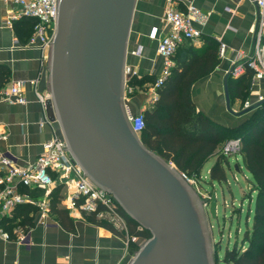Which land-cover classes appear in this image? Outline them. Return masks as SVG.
Masks as SVG:
<instances>
[{
	"label": "water",
	"instance_id": "95a60500",
	"mask_svg": "<svg viewBox=\"0 0 264 264\" xmlns=\"http://www.w3.org/2000/svg\"><path fill=\"white\" fill-rule=\"evenodd\" d=\"M135 0H56L47 51L45 112L83 174L110 193L149 232L127 264H213L210 233L196 191L172 162L133 131L123 97V69ZM223 80L228 111L227 78ZM25 90L35 92L30 80ZM48 125V124H47ZM48 136L46 139H48ZM45 139V140H46ZM236 167V165H235ZM207 211L216 216L212 192Z\"/></svg>",
	"mask_w": 264,
	"mask_h": 264
},
{
	"label": "crops",
	"instance_id": "0c3cea01",
	"mask_svg": "<svg viewBox=\"0 0 264 264\" xmlns=\"http://www.w3.org/2000/svg\"><path fill=\"white\" fill-rule=\"evenodd\" d=\"M173 1L181 9L187 1L192 2L205 15V22L199 25V39L178 43L172 56V67L188 43L199 49L208 44L215 47L216 63L192 81L190 95L196 110L211 121L222 126H236L245 118L243 114L236 115L227 110L223 80L236 57L252 49L255 4L252 0ZM164 6L165 0H135L126 52V62L135 70V76L154 80L162 70L163 59L156 51L157 42L150 40L147 33L151 26L158 27L159 35L167 31L163 21ZM220 42L225 44L222 55L218 52ZM23 43L16 35L14 22L12 26L6 23L5 6L0 0V64L9 71V79L0 87L8 86L13 80L36 76V89L46 90L47 50L42 51L34 45L23 46ZM137 44L143 46L140 56L131 54ZM258 94L264 98V79L252 86L247 99L254 102ZM24 97L25 103L22 104L0 102V130L6 133V138L0 140V151L11 156L19 166L30 165L41 151V143L51 135L50 126L40 124L43 116L41 104L30 90H24ZM153 101L143 94L124 99L133 113ZM238 101V98L229 96V107L233 112H237ZM215 158L216 155H211L204 165H212ZM25 215L30 222H23ZM12 216L15 224L27 232L18 241L13 226L2 227L9 238L0 235V264H127L139 246L135 240L139 236L133 234V231L140 230L138 226L128 224L129 236L134 239L126 243V237L108 223L90 214L82 215L67 209L58 201L49 213L46 226L37 222L38 215L32 205L15 206Z\"/></svg>",
	"mask_w": 264,
	"mask_h": 264
},
{
	"label": "built area",
	"instance_id": "2783aa9c",
	"mask_svg": "<svg viewBox=\"0 0 264 264\" xmlns=\"http://www.w3.org/2000/svg\"><path fill=\"white\" fill-rule=\"evenodd\" d=\"M256 6V20L253 27V46L248 52H241L233 62L230 75L237 77L247 69H252L251 89L261 79H264V0H252ZM5 6L6 23L12 26L15 20L23 17L33 18V34L23 43V46H36L42 51L47 50L51 40L55 19L56 0H2ZM163 21L167 31L159 35L157 26H151L147 36L156 40V51L163 59L160 74L151 85L152 99L156 98V88L170 73L172 56L179 42L183 40H196L201 36L199 25L205 22V15L190 1L184 8H178L173 0H165ZM16 42V40H15ZM142 44H137L131 54L140 56ZM225 44L219 43L218 52L224 53ZM133 67L125 62L123 69V97L124 99L133 91L134 87L129 80L135 75ZM36 100L41 104L43 116L40 124H48L51 135L41 143V151L28 166H19L14 159L0 151V214L12 216L15 206L28 204L35 207L37 222L43 226L48 224L47 218L51 211L53 193L56 191V200L63 207L76 210L80 214H90L100 221L108 223L115 231L126 237V243L134 238L129 236L128 223L121 212L115 198L95 184L83 174L81 167L72 159L55 122L49 121L45 114V100L49 98L48 90L36 89V79L30 80ZM24 80H13L8 86L0 87V102L25 103ZM258 94L255 101L262 99ZM254 102L248 99L244 107ZM131 128L137 134L143 127L141 111L131 114L127 112ZM6 138V133L0 130V140ZM241 148V139L231 137L225 139L218 147V152L226 158L238 155ZM180 174L191 185L195 178L189 177L180 171ZM139 227V226H138ZM140 228V227H139ZM141 229V228H140ZM13 231L16 240L21 241L27 232L15 224ZM0 235L9 238V234L0 224Z\"/></svg>",
	"mask_w": 264,
	"mask_h": 264
},
{
	"label": "trees",
	"instance_id": "16d2710c",
	"mask_svg": "<svg viewBox=\"0 0 264 264\" xmlns=\"http://www.w3.org/2000/svg\"><path fill=\"white\" fill-rule=\"evenodd\" d=\"M34 22L29 17L14 21L15 32L18 29L20 34L23 33L18 36L21 41L24 35L33 30ZM184 48L183 55L175 59L170 73L156 88V98L152 104L141 110L143 127L139 133L140 140L147 148L172 162L179 171L197 180L204 163L211 155H216L208 172V179L213 182L225 179L223 161L227 163V158L218 152L219 145L227 138L239 137V155L249 173L247 180L251 187L250 194H254L251 223L250 226L245 224L241 237L236 236L220 255L217 251L216 259L224 264H264V100L236 126H222L211 121L196 110L190 86L194 79L216 63L217 50L211 44L199 49L188 43ZM252 74L253 70L247 69L237 77L229 75V96L244 100L251 89ZM8 79V68L0 64V85ZM146 80L151 82L153 78L134 75L129 84L133 87L141 86ZM236 166L238 168L239 164ZM56 201L55 191L51 209ZM121 212L128 224L138 226L122 209ZM15 222L14 216L0 218L4 229L14 226ZM23 222H30L26 215ZM133 234L143 238L150 236L145 229L133 231Z\"/></svg>",
	"mask_w": 264,
	"mask_h": 264
},
{
	"label": "rangeland",
	"instance_id": "374dc122",
	"mask_svg": "<svg viewBox=\"0 0 264 264\" xmlns=\"http://www.w3.org/2000/svg\"><path fill=\"white\" fill-rule=\"evenodd\" d=\"M22 34L23 33H19L17 36ZM32 34L33 30L29 34L24 35L22 39L23 42L25 43ZM152 84L153 80L151 82L146 80L141 86H136L127 98L135 96L136 94H143L148 100L150 99L153 101L151 92ZM250 91L251 89L249 92ZM247 97L244 98V100L239 99L236 105L237 112L245 108L244 103L247 101ZM251 113V111L244 112L242 116L243 118H246ZM237 163L239 164L238 168L237 166L235 167ZM210 166L211 165L209 163H206L202 167L200 177L198 180H195V183L191 184V187L196 191L198 199L200 200L205 212L207 219L206 222L210 233L213 264H224L217 261L216 253L219 250L218 252L220 255L225 246H230L236 236L237 238H240L245 224L250 226L254 194H250L251 187L247 180L249 173L244 168L242 158L239 154L228 156L227 163L223 161L225 179H222L221 181L212 182L208 179V168H210ZM212 192L215 193L216 198L215 218L210 217L207 211ZM145 239L146 238L141 236L135 238L136 242L139 244H141Z\"/></svg>",
	"mask_w": 264,
	"mask_h": 264
}]
</instances>
